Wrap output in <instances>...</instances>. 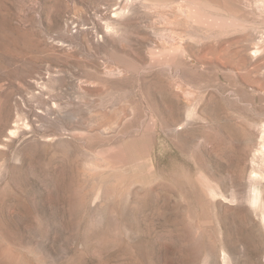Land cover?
Returning <instances> with one entry per match:
<instances>
[{
  "label": "rangeland",
  "instance_id": "rangeland-1",
  "mask_svg": "<svg viewBox=\"0 0 264 264\" xmlns=\"http://www.w3.org/2000/svg\"><path fill=\"white\" fill-rule=\"evenodd\" d=\"M0 264H264V0H0Z\"/></svg>",
  "mask_w": 264,
  "mask_h": 264
}]
</instances>
